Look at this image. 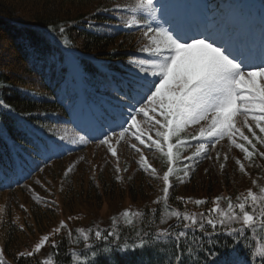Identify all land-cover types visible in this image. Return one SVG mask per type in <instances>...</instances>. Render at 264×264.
Masks as SVG:
<instances>
[{
  "label": "snow or ice",
  "instance_id": "obj_1",
  "mask_svg": "<svg viewBox=\"0 0 264 264\" xmlns=\"http://www.w3.org/2000/svg\"><path fill=\"white\" fill-rule=\"evenodd\" d=\"M230 8L232 20L238 23H248L255 10L264 37V2L258 9L247 3ZM101 14L109 19L97 23L95 17ZM82 19L89 29L108 36L125 28L139 31L144 42L128 55L122 72L108 78L103 105L73 112L75 120L83 125V135L78 132L79 140L70 143L104 147L116 161L115 179L119 181L122 178L118 173L127 171L119 163L118 146L123 142L135 154L137 168L162 182L163 194L152 203L163 207L122 210L111 217L107 229L95 225L73 230L61 220L30 250L17 252V264L35 259L46 244L57 256L55 264H59L61 255L66 256L68 264H118L117 256L146 250L162 257L160 264H264V175L252 178L248 171L256 166L257 159L264 160V43L257 51L246 41L235 43L231 36L225 39L212 18L193 26L177 0H110V6H98ZM72 23L49 24L42 39L67 49L72 41L66 25ZM5 47L0 39V48ZM68 74L84 79L75 63ZM0 87L11 85L0 81ZM0 112L11 113L16 127L23 130L21 142H11L17 157L35 155L47 166L52 156L66 151V137L57 135L56 125L42 131L43 125L34 126L25 119L33 115L31 112L17 113L2 96ZM5 134L0 126V137ZM225 140L227 151L222 154L221 141ZM233 149L242 154L231 157L235 168L249 177L253 187L235 199L225 195L210 200L177 197L185 205L184 210L170 207L169 192L174 182L191 179L201 160L218 164L223 172ZM146 153H152L153 160L158 159L162 167L154 166ZM74 166L75 162L65 169L64 177ZM33 199L40 198L34 194ZM46 203L49 207L55 205V201ZM189 204L206 210L189 211ZM209 204L211 207H207ZM4 211L0 206V212ZM20 228L23 230V225ZM65 234L69 245L76 247L62 253ZM57 235L60 241L55 239ZM221 236L230 238L232 244L221 243ZM254 236L262 242L252 246ZM0 264H7L3 249ZM36 264H54L52 255Z\"/></svg>",
  "mask_w": 264,
  "mask_h": 264
},
{
  "label": "trees",
  "instance_id": "obj_2",
  "mask_svg": "<svg viewBox=\"0 0 264 264\" xmlns=\"http://www.w3.org/2000/svg\"><path fill=\"white\" fill-rule=\"evenodd\" d=\"M199 1L205 8V15L217 14L218 18L225 21L226 15L222 11L224 0ZM255 1L259 4L264 2ZM98 6H110V0H0V39L6 45L5 48H0V81L11 85L0 87V96L12 105L17 113L31 112V117H25L30 124L43 125L42 131L50 125H56L57 135L66 137V151L59 156H52L47 161V166L35 155L30 158L27 155L17 157L11 148V142L14 140L19 144L24 135L23 130L16 127L11 113L0 112V126L6 130L5 136L0 137V169L3 170V173H0V196L6 194L7 197L3 206L5 211L0 220V249H3L7 264H17L15 254L30 250L35 243L32 241L36 240L38 235L51 231L61 220H64L69 228L76 229L75 208L80 202L89 207L93 206L95 211L101 210L107 203L119 212L125 199L128 200L130 211L143 210L145 207H163L162 204L152 203L157 196L163 194L162 182L137 168L134 153H119L120 167H126L127 171L118 173L122 178L118 181L115 179L116 161L106 153L104 147L96 143H70L79 140L78 132L83 135V132H80L83 125L75 120L73 112L82 111L83 107L87 112L89 107L103 105L107 99L108 78L122 72L128 55L136 52L142 43L139 31H129L125 28L108 36L89 29L82 18ZM106 19L109 17L103 14L95 17L97 23ZM69 20L73 23L66 25L67 36L72 43L67 49L42 39L49 24L57 25L60 21ZM233 23L231 21L230 24ZM113 49L116 50L115 54H112ZM65 51L70 53L84 73L79 91L64 85L68 73ZM78 97L82 100V108L78 106ZM37 113L49 115L38 117ZM44 134L48 135L46 131ZM221 144L224 145L222 152L227 148V141H221ZM233 153L242 157L238 150H233ZM147 155L154 166L158 169L162 167L158 159L153 160L152 153ZM80 157L84 159H77ZM73 162L75 166L72 172L64 177L65 169ZM255 165L248 169L250 176L256 178L264 175V160L257 159ZM41 168L43 171H40ZM206 168L207 173L204 171ZM249 187H253L249 177L239 173L232 159L229 158L223 172L218 164L201 160L191 179L184 183L174 182V187L169 192V205L183 211L185 205L177 201V197L210 200L212 197L225 195L235 199V196L246 193ZM34 194L40 198L38 201L33 199ZM48 201H55V205L49 207L46 203ZM21 205L24 207L21 208ZM207 207H211V204ZM187 208L193 212L206 210L205 207L191 204L187 205ZM87 212L88 210H83L84 216L80 215L78 218V228L87 229L95 225L110 228L111 217L114 215L112 211L105 220L107 227L99 219L92 216L87 218ZM121 227L123 231H129ZM55 239L60 241L61 236L57 235ZM219 239L223 244H232L230 238L221 236ZM252 240V246L262 242L259 236L252 237ZM69 247L76 246L69 245L65 234L61 252H66ZM44 250L45 252L38 253L35 259L22 260L20 264H36L37 260L50 254L55 264L57 256L54 250L48 244ZM163 251L164 249H161V252ZM168 252H171V249H168ZM161 259L162 257L155 256L149 250L116 257L118 264H160ZM59 264H68L65 255L59 257Z\"/></svg>",
  "mask_w": 264,
  "mask_h": 264
},
{
  "label": "rangeland",
  "instance_id": "obj_3",
  "mask_svg": "<svg viewBox=\"0 0 264 264\" xmlns=\"http://www.w3.org/2000/svg\"><path fill=\"white\" fill-rule=\"evenodd\" d=\"M131 2H134V0H132ZM177 2L182 6V8L184 9V11H186V13H187V17L189 18V17H191L190 19H192V17H194V16H197V15H199V14H202V15H204L205 14V12H204V7H203V5L202 4H200V3H198L197 2V0H195L194 1V5H195V7H193V9H191L190 8V12L189 11H187L188 10V6H187V4H188V2H185V0H177ZM235 2H236V0H225L224 1V6H225V10L227 11V15L229 16V18H228V20H231L232 19V17H231V8H230V6L231 5H234L235 4ZM237 2H238V4H243V3H247V4H254V5H256V7H257V9L259 8V4L258 3H255L254 2V0H237ZM185 6H187V8L185 7ZM187 9V10H186ZM192 14V15H191ZM205 16V15H204ZM252 19H253V22L255 23V25H256V30L259 32H261V30H260V27H259V16H258V14L256 13V11L254 10L253 11V13H252ZM206 18L207 19H209V18H212V19H216L217 18V20H215L216 21V23H217V25L219 24V22L221 21V19L220 18H218V16H217V14H211V15H206ZM237 25H235V27H234V29H233V31H235L236 29H238L239 27H240V23H238V22H235ZM219 28H221V26H219ZM227 32V30H225V28H224V30H222L221 32H220V34H221V36L223 35V34H225ZM226 35H227V33H226ZM139 36H140V33H139ZM223 37V36H222ZM136 39V38H135ZM140 40H141V42L143 43L144 41L142 40V38H140ZM141 43V44H142ZM141 46V45H140ZM69 64V68H70V66H71V64L72 63H74L73 62V60L71 59V58H67L66 60H65V64ZM73 78V77H72ZM72 78L71 77H69V75L67 76V79H66V81L64 82V85L67 87V88H70L71 90H77L78 89V84H79V79L78 78H75L74 77V79L72 80ZM81 103H82V100H80L79 99V97H78V106H80L81 108L83 107L82 105H81ZM85 108L83 107L82 108V111H84L85 112ZM119 147V153H133L123 142H122V144L120 145V146H118ZM97 149V148H96ZM234 151H236L235 149H233ZM232 150V151H233ZM224 151H227V148L224 150ZM224 151H222V154H223V152ZM148 153H146V155H147ZM148 156V155H147ZM229 156H230V159H231V157L232 156H236V154H232V152H230L229 153ZM78 157V156H77ZM90 157H92V156H90ZM77 159H79V158H77ZM121 159V158H120ZM6 194H3L2 196H0V206H4V203L6 202ZM79 201V200H78ZM127 202H128V200H123V204L121 205V209L119 210V212H121L122 210H125V209H128V210H130L129 208H128V206H127ZM78 204V203H77ZM117 205H118V203H117ZM93 206H91V207H89V206H86L84 203H81L80 202V204H78V206H76V208H75V228H78V223H77V221H78V218L79 217H81V216H84V215H82V211L83 210H88V212H87V218H89L90 216H92V217H94L95 219H99L100 221H102V223H104V225L107 227L108 226V223L107 222H105V220H106V217H108L112 212L114 213V215H116V214H118L119 212H117V211H115V210H113L112 209V207H110V206H108L107 205V203L106 204H104L103 205V207L101 208V210H99V211H95L96 209L95 208H92ZM100 209V208H99ZM81 211V212H80ZM112 211V212H111ZM2 213L3 212H0V220L2 219ZM92 213V214H91ZM65 214H67V213H65ZM69 215V214H68ZM74 215V214H73ZM81 215V216H80ZM71 216V215H70ZM67 217H69V216H67ZM72 217V216H71ZM59 226V224L57 225V226H55V228L56 227H58ZM105 228V227H104ZM53 230V229H52ZM52 230L51 231H49V232H46V233H44V234H40V235H38V237L36 238V240L34 239L32 242H37L38 240H39V238L41 237V236H43V235H45V234H47V233H50V232H52ZM34 243V244H35ZM34 244H32V246L34 245ZM46 248V245H45V247L41 250V252H45V249ZM40 252V253H41Z\"/></svg>",
  "mask_w": 264,
  "mask_h": 264
},
{
  "label": "bare ground",
  "instance_id": "obj_4",
  "mask_svg": "<svg viewBox=\"0 0 264 264\" xmlns=\"http://www.w3.org/2000/svg\"><path fill=\"white\" fill-rule=\"evenodd\" d=\"M188 7H189V6H188ZM66 59H67V57H66ZM66 59H65V60H66ZM57 63H59V62L57 61Z\"/></svg>",
  "mask_w": 264,
  "mask_h": 264
}]
</instances>
